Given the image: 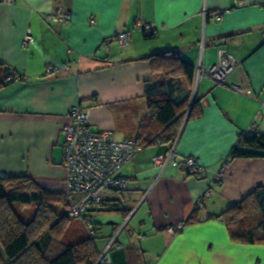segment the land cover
Masks as SVG:
<instances>
[{
	"label": "crops",
	"instance_id": "obj_1",
	"mask_svg": "<svg viewBox=\"0 0 264 264\" xmlns=\"http://www.w3.org/2000/svg\"><path fill=\"white\" fill-rule=\"evenodd\" d=\"M261 2H0V64L17 74L0 88V175L31 179L55 196L57 220L65 217L69 191L62 129L71 122L70 108L79 103L88 109L94 131L145 144L122 169L121 175L129 179L126 189L108 195L93 213L109 219L106 225L95 223L99 253L118 232L109 251L111 264H264V245L233 242L224 222L214 218L264 185V158H236L223 166L242 133L264 134ZM59 5L72 14L68 24L46 18ZM218 12L220 21L215 19ZM148 24L155 26L152 38L145 36ZM123 30L130 32L129 43L113 42L106 51L103 40ZM28 31L32 38L23 47ZM220 51L235 57L237 64L223 85L199 81V118L178 120L170 129L149 118L146 82H167V64L175 63L178 70L169 75L176 78L169 80L167 96L180 104L192 97L194 82L189 83L176 63L209 66L218 61ZM164 52L176 58L161 56L153 64L148 59ZM48 66L58 70L48 73ZM173 147L180 156L200 160L205 167L201 178L172 166L161 171L152 165V157ZM218 171L224 178L217 186ZM208 188L211 194L197 210V221L170 233L167 229L186 220ZM74 220L62 222L67 245L89 238L85 225L86 235H78Z\"/></svg>",
	"mask_w": 264,
	"mask_h": 264
},
{
	"label": "trees",
	"instance_id": "obj_2",
	"mask_svg": "<svg viewBox=\"0 0 264 264\" xmlns=\"http://www.w3.org/2000/svg\"><path fill=\"white\" fill-rule=\"evenodd\" d=\"M153 35L154 32L145 33L146 38H152ZM161 56L176 58L175 54L164 52L156 53L148 59L153 64V61ZM158 64L156 66L160 68ZM176 64L180 65L183 75L190 84H193L194 66L185 62ZM167 65L171 70H163L166 71L168 81L146 82L145 96L149 118L170 129L178 120L199 118L201 106L195 98L192 103H190L191 97H188L180 104H176L167 96V90L170 88L169 80L173 81L171 78H176L169 75L175 74V70H178V66L175 67L173 62ZM1 66L0 64V88L17 78L14 70ZM174 136L175 131L168 136V140H172ZM137 143L145 146L142 142L137 141ZM236 158H264V134L242 133L227 161L230 162ZM54 198V195L36 187L29 178L0 175V244L8 259V263H5L0 258V264L21 262L22 259L20 264H97L100 253L94 239L89 237L87 240L67 245L63 240H56L55 235L50 231L43 236L45 229L53 230L54 228H61L60 231L63 234L62 222L69 219L65 216L57 220L58 214L52 205ZM30 202L39 205L38 213L30 223L24 224L17 218L12 205ZM196 213L197 210H193L188 218L182 221L184 227L197 221ZM214 218L224 222L233 242L264 245V185L257 186L242 200Z\"/></svg>",
	"mask_w": 264,
	"mask_h": 264
},
{
	"label": "built area",
	"instance_id": "obj_3",
	"mask_svg": "<svg viewBox=\"0 0 264 264\" xmlns=\"http://www.w3.org/2000/svg\"><path fill=\"white\" fill-rule=\"evenodd\" d=\"M12 0H0V2H11ZM238 5L241 0H233ZM264 7V0L261 2ZM206 12H204V15ZM221 13L215 15V19H222ZM46 18L52 22L68 24L72 20V14L62 5L56 7L53 12H49ZM95 24V21H91ZM144 32L149 34L155 32V26L148 24ZM264 35V32H263ZM31 33L28 31L22 40L25 47L31 41ZM130 32L128 30L117 31L106 37L102 46L106 51L109 50L113 42L128 44ZM101 47V48H103ZM201 45V49H202ZM237 60L226 51H220L217 62L209 66H203L198 62L194 66V93L190 103L194 101L195 91L201 79H208L216 85H223L228 74L234 69ZM58 67L48 66L46 71L52 73ZM93 101L96 98L93 97ZM71 122L62 129L63 135V164L67 171L66 183L69 191V206L66 216L69 219L81 220L88 231L89 237L96 238V225L92 218L93 213L101 209L105 198L114 192L126 189L128 177L121 175L123 167L129 163L133 157L145 146L139 145L134 139L115 140L111 132L94 131L89 124V111L81 104L72 106L69 110ZM173 147L165 154L156 155L151 158L152 165L161 171L166 167L172 166L184 171L197 178H201L205 171L204 165L200 160L193 156H180ZM228 161L224 162V167ZM224 178V173L218 171L214 183L218 186ZM211 194L208 188L195 204L194 210L203 207L204 200ZM184 229L183 222H179L167 230L170 233H179ZM118 232L112 237L106 249L98 256L97 264H111L110 248L116 243ZM120 246V245H118ZM144 264H150L145 262Z\"/></svg>",
	"mask_w": 264,
	"mask_h": 264
},
{
	"label": "rangeland",
	"instance_id": "obj_4",
	"mask_svg": "<svg viewBox=\"0 0 264 264\" xmlns=\"http://www.w3.org/2000/svg\"><path fill=\"white\" fill-rule=\"evenodd\" d=\"M38 207H39V205H37V204H35L33 202H30L28 204H13L12 205V209L14 210L15 214L17 215V218L22 220V222L24 224L30 223V221L37 215ZM40 211H42V210H40ZM92 220L96 224L106 225V223H107V221L109 219L108 218H101V217L97 218V216L96 217L93 216ZM73 226H74L76 232L78 233V235L80 237H84L86 235L85 226H84V224H83V222L81 220H79V219L74 220L73 221ZM60 230H61V228H58V229L54 228L53 230H50V229L46 230L45 229L43 236L50 231L51 233H53V235H55L54 237L56 238V240H62L63 234L61 233ZM37 239L39 240L40 238L38 237ZM56 240H54V241L52 240V242H57ZM0 258L5 263H8V259L4 255V252H3L1 244H0ZM22 260H21V262L20 261H16L17 263L16 262H12L10 264H20V263H22Z\"/></svg>",
	"mask_w": 264,
	"mask_h": 264
}]
</instances>
